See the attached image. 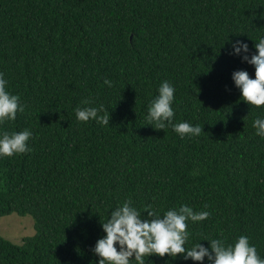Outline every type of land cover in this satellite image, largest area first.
Returning a JSON list of instances; mask_svg holds the SVG:
<instances>
[{"label":"trees","instance_id":"trees-1","mask_svg":"<svg viewBox=\"0 0 264 264\" xmlns=\"http://www.w3.org/2000/svg\"><path fill=\"white\" fill-rule=\"evenodd\" d=\"M261 37L264 0H0V73L25 106L0 132L33 133L30 152L0 158V217L29 215L35 229L20 246L0 237V264H95L100 223L128 199L141 212L208 211L188 222L186 247L245 235L264 258V138L252 126L264 106L240 99L231 74L254 68L228 46L255 54ZM165 80L173 122L200 136L145 121ZM101 105L109 124L76 119ZM165 261L196 264H147Z\"/></svg>","mask_w":264,"mask_h":264},{"label":"clouds","instance_id":"clouds-1","mask_svg":"<svg viewBox=\"0 0 264 264\" xmlns=\"http://www.w3.org/2000/svg\"><path fill=\"white\" fill-rule=\"evenodd\" d=\"M229 55L239 57L242 63L254 68V76L244 70L234 71L231 80L239 90L240 99L257 108L264 106V37L254 44L255 54L249 53L248 44L236 40L228 42ZM8 81L0 73V125L6 121H15L17 113H23L25 106L18 95L7 90ZM104 84L112 87V81L105 79ZM175 88L167 80L157 89V95L148 104L145 121L149 126L155 125L158 130L171 127L181 139L198 137L203 133L200 125L188 122L174 123L173 102ZM84 104L90 101L85 100ZM75 117L79 122L95 120L109 124L110 115L103 105L99 107H76ZM255 135L264 138V117H257L253 122ZM33 133L29 129L19 132H0V158L13 157L31 151L28 141ZM146 213V215H144ZM208 211L195 212L187 205L170 208L160 214L150 205L141 212L128 199L108 214L105 222L100 223L102 237L92 247L97 258L95 264H147L148 258L155 256L174 260L178 256L184 261L191 260L196 264H264L255 245L247 236L241 235L233 243L222 238H207L208 246L200 242L186 247L189 239L188 222H202L209 217ZM168 264V261H165Z\"/></svg>","mask_w":264,"mask_h":264},{"label":"rangeland","instance_id":"rangeland-1","mask_svg":"<svg viewBox=\"0 0 264 264\" xmlns=\"http://www.w3.org/2000/svg\"><path fill=\"white\" fill-rule=\"evenodd\" d=\"M35 234L34 221L29 215L11 214L0 217V237L15 244L22 245L23 239Z\"/></svg>","mask_w":264,"mask_h":264}]
</instances>
